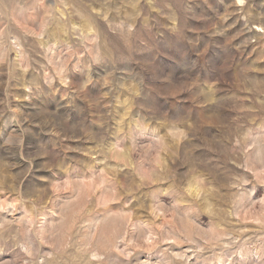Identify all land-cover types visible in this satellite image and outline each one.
<instances>
[{
    "label": "rangeland",
    "instance_id": "rangeland-1",
    "mask_svg": "<svg viewBox=\"0 0 264 264\" xmlns=\"http://www.w3.org/2000/svg\"><path fill=\"white\" fill-rule=\"evenodd\" d=\"M0 264H264V0H0Z\"/></svg>",
    "mask_w": 264,
    "mask_h": 264
}]
</instances>
